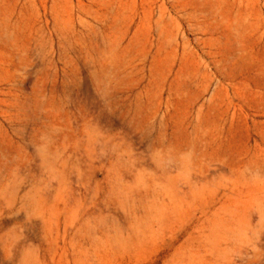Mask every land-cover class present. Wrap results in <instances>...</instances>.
I'll return each mask as SVG.
<instances>
[{"label":"rangeland","instance_id":"rangeland-1","mask_svg":"<svg viewBox=\"0 0 264 264\" xmlns=\"http://www.w3.org/2000/svg\"><path fill=\"white\" fill-rule=\"evenodd\" d=\"M0 264H264V0H0Z\"/></svg>","mask_w":264,"mask_h":264}]
</instances>
